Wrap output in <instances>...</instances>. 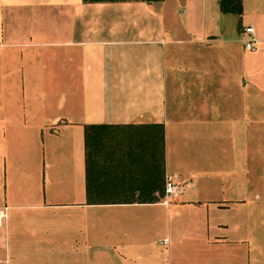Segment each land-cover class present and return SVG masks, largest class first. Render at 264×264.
<instances>
[{
    "label": "crops",
    "instance_id": "crops-1",
    "mask_svg": "<svg viewBox=\"0 0 264 264\" xmlns=\"http://www.w3.org/2000/svg\"><path fill=\"white\" fill-rule=\"evenodd\" d=\"M219 1L0 0V264H264V0ZM90 124L164 135V194L88 204Z\"/></svg>",
    "mask_w": 264,
    "mask_h": 264
},
{
    "label": "trees",
    "instance_id": "trees-1",
    "mask_svg": "<svg viewBox=\"0 0 264 264\" xmlns=\"http://www.w3.org/2000/svg\"><path fill=\"white\" fill-rule=\"evenodd\" d=\"M219 4L221 12L226 14L241 17L244 12L243 0H220ZM147 137V135L144 137L141 126L107 124L86 126L88 204L154 202L158 199L155 191L163 187L160 175L161 166L164 164L165 137L162 136L163 153H160L159 148L157 155L154 153V144L143 143V138L146 140ZM161 144L158 142V145ZM142 162L147 165L144 168L146 175L140 176L138 172L137 176L135 173L137 169L141 170L139 167Z\"/></svg>",
    "mask_w": 264,
    "mask_h": 264
},
{
    "label": "built area",
    "instance_id": "built-area-1",
    "mask_svg": "<svg viewBox=\"0 0 264 264\" xmlns=\"http://www.w3.org/2000/svg\"><path fill=\"white\" fill-rule=\"evenodd\" d=\"M254 26L247 25L244 27V33L248 38L245 39V47L248 50H255L258 44V39L254 34ZM185 191V184L179 181L178 177L173 174H166L165 176V203L170 200H177Z\"/></svg>",
    "mask_w": 264,
    "mask_h": 264
},
{
    "label": "rangeland",
    "instance_id": "rangeland-1",
    "mask_svg": "<svg viewBox=\"0 0 264 264\" xmlns=\"http://www.w3.org/2000/svg\"><path fill=\"white\" fill-rule=\"evenodd\" d=\"M166 176V175H165ZM164 183H165V178H164ZM164 194V185H163V189L160 192V195L162 196Z\"/></svg>",
    "mask_w": 264,
    "mask_h": 264
}]
</instances>
